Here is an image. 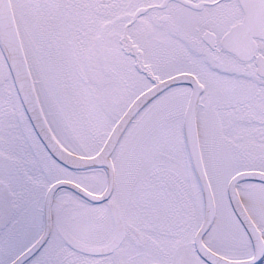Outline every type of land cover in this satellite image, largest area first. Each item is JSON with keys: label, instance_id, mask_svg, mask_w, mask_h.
Masks as SVG:
<instances>
[{"label": "snow or ice", "instance_id": "obj_1", "mask_svg": "<svg viewBox=\"0 0 264 264\" xmlns=\"http://www.w3.org/2000/svg\"><path fill=\"white\" fill-rule=\"evenodd\" d=\"M0 264H264V0H0Z\"/></svg>", "mask_w": 264, "mask_h": 264}]
</instances>
